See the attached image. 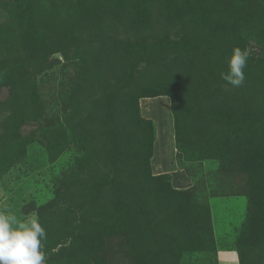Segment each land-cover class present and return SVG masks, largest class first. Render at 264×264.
Masks as SVG:
<instances>
[{
  "label": "rangeland",
  "instance_id": "obj_1",
  "mask_svg": "<svg viewBox=\"0 0 264 264\" xmlns=\"http://www.w3.org/2000/svg\"><path fill=\"white\" fill-rule=\"evenodd\" d=\"M166 94L180 177L140 111ZM0 211L45 264H264V0H0Z\"/></svg>",
  "mask_w": 264,
  "mask_h": 264
},
{
  "label": "clouds",
  "instance_id": "obj_2",
  "mask_svg": "<svg viewBox=\"0 0 264 264\" xmlns=\"http://www.w3.org/2000/svg\"><path fill=\"white\" fill-rule=\"evenodd\" d=\"M248 58L247 49L234 47L227 61L228 70L221 73V78L233 87H240L245 81ZM44 239L46 231L37 216L20 218L0 211V264H45Z\"/></svg>",
  "mask_w": 264,
  "mask_h": 264
},
{
  "label": "crops",
  "instance_id": "obj_3",
  "mask_svg": "<svg viewBox=\"0 0 264 264\" xmlns=\"http://www.w3.org/2000/svg\"><path fill=\"white\" fill-rule=\"evenodd\" d=\"M145 99L140 100L143 105H140V111L155 124L150 162L152 171H169L173 177L174 173L180 177L183 175L182 170L174 162L177 145L170 98L167 95H158Z\"/></svg>",
  "mask_w": 264,
  "mask_h": 264
},
{
  "label": "trees",
  "instance_id": "obj_4",
  "mask_svg": "<svg viewBox=\"0 0 264 264\" xmlns=\"http://www.w3.org/2000/svg\"><path fill=\"white\" fill-rule=\"evenodd\" d=\"M166 95H167V94H166ZM172 105H173V104H172V102H171V108L173 107ZM174 125H175V128H177V123H176V121H174ZM153 139H154V137H153ZM175 141H176V145H177V143H179V138H178L177 133H176V135H175ZM152 144H153V141H152Z\"/></svg>",
  "mask_w": 264,
  "mask_h": 264
}]
</instances>
